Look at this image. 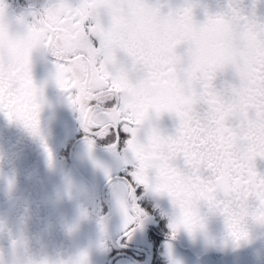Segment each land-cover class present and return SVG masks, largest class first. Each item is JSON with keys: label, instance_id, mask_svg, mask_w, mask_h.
<instances>
[{"label": "snow or ice", "instance_id": "1", "mask_svg": "<svg viewBox=\"0 0 264 264\" xmlns=\"http://www.w3.org/2000/svg\"><path fill=\"white\" fill-rule=\"evenodd\" d=\"M114 3L130 6L127 0ZM136 7L162 9L191 27L219 31L227 29V16L248 30L246 54L221 71L230 49L191 57L186 44H174L182 32L163 47L135 49V66L122 53L121 63L144 77L138 85L141 103L130 107L114 87L116 70L101 63L107 50L96 26L108 22L104 0H44L15 16L7 0H0V113L21 124L52 161L57 154L42 112L49 104L47 89L57 88L77 114L78 143L94 156L93 166L104 178L99 207L106 218L97 221L95 239L81 249L87 264L96 255L101 264H161V256L167 264H180L172 254L177 228L191 235L197 224L218 216L222 232L239 246L247 237V214L264 215V170L258 168L264 160V134L258 130L264 122V0H225L216 11L203 0H146ZM61 32L77 33L79 44L54 48L51 41ZM81 53L97 65L93 82L77 75ZM37 54L47 66L39 80ZM191 59L197 68L194 89L183 71L175 83L173 71ZM152 81L168 83L154 88ZM165 115L171 127L162 123ZM138 140L151 141L157 152L163 146L164 156L149 158ZM181 171L192 174L186 187L199 198L196 204L172 179Z\"/></svg>", "mask_w": 264, "mask_h": 264}, {"label": "clouds", "instance_id": "2", "mask_svg": "<svg viewBox=\"0 0 264 264\" xmlns=\"http://www.w3.org/2000/svg\"><path fill=\"white\" fill-rule=\"evenodd\" d=\"M127 2L130 5L128 7L114 3V0H104L108 22L106 24L100 22L96 27L105 36L101 47L107 50L105 60L101 63L111 64L116 70L114 87L122 92V99L130 107L141 103L138 85L144 83V77L139 76L138 71L134 72L121 63L122 53L131 58L135 66L136 59L133 57L135 49L141 47L150 49L157 45L163 47L169 37L182 32L183 35L174 41V44H186L185 50L191 57L199 53L213 52L221 47L230 49V57L221 65V71L238 65L246 54L249 32L241 31L227 16L224 17L228 21L225 31L216 30L211 26L202 29L199 25L191 27L180 16L166 13L162 9L136 7L142 3L146 4V0H127ZM79 39L77 33L61 32L51 43L54 48L63 50L66 46H77ZM80 56L84 57V53ZM180 59L182 60L183 57ZM78 67L80 68L78 77L82 74L87 81H94L97 67L94 60L84 57ZM173 71L175 83L181 82L180 74L183 71L189 77L188 87L194 89L197 79L194 59L190 60L188 66L174 67ZM167 83L165 81L158 84L152 81V87L163 88ZM258 130L264 134V122L259 124ZM137 143L149 158L155 157L159 160L164 156L163 146H159L160 150L157 152V146L151 141L146 143L138 140ZM71 155L76 161L90 165L99 174L97 168L93 166L94 156L86 151L84 145L77 143ZM46 161L48 169L59 175V181L45 197V202L52 210V214L46 220L38 222L37 212L32 206L31 192L21 186L16 156L0 150V196L7 205L3 211H0V264H87V257L81 255V249L86 245L74 247L71 250L64 249L56 245L52 236L56 231L61 230L68 237H75L85 222L97 224L98 220L106 218V215L100 214L97 189L95 185L77 179L73 172L63 169L57 157L49 161L46 156ZM172 179L188 190L186 186L192 180V174L181 171ZM188 193L189 203H198L199 198L196 193L190 190ZM66 201L74 205V213L71 216L63 208ZM247 215L248 218L243 224L247 237L239 246L234 245L228 234L213 233L208 222H205L203 226L197 224L194 232L189 236L193 241H202L207 247L240 248L256 239L255 228H264V215L255 212H249ZM182 231L181 228H177L174 239ZM172 254L180 264H186L185 260L177 254L175 245H173Z\"/></svg>", "mask_w": 264, "mask_h": 264}, {"label": "flooded vegetation", "instance_id": "3", "mask_svg": "<svg viewBox=\"0 0 264 264\" xmlns=\"http://www.w3.org/2000/svg\"><path fill=\"white\" fill-rule=\"evenodd\" d=\"M17 4L21 7V0H17ZM38 5H40V3ZM211 53L212 52H209V54ZM50 94V89H47L48 100ZM52 94H55L54 89H52ZM59 96L62 98V94H59ZM48 105L45 106L42 112V123L49 132V142L56 150L60 166L63 169L73 172L77 179L95 185L98 193V201L100 202L102 199V193L105 189L104 178L102 175L95 172L91 166L76 161L71 155L72 145L74 144L75 146L82 135H78V131L76 130L79 126V121L76 119L77 114L74 113L73 109L68 105L67 114L64 115L65 123L59 124L60 130L58 131L62 133L71 126L76 131L75 135L77 134V137L71 142V136L66 137L63 134H60L58 138L56 131L57 115L54 112L53 103H51L49 107ZM168 116L169 115H165L163 120L166 117L168 118ZM0 117L4 122L0 125L2 128L0 150L16 156V167L21 186L31 192L32 206L37 212L38 222L44 221L52 214V210L45 202V197L52 191L54 185L59 181V175L48 169L46 156L41 145L21 124L18 123L17 125H13L7 123L5 119L7 117L3 113H0ZM258 168L264 170V160L258 161ZM6 207L7 205L3 202V197L0 196V211H3ZM63 208L70 216L74 213V205L70 201H66ZM95 234L96 224L94 222H85L75 237H68L63 231L58 230L53 234L52 239L57 246L71 250L74 247L89 244ZM187 235L186 232L179 234L174 241L175 249L179 251L180 255H185L186 259L191 258V260H197L199 257H197V253L193 250V245H181L182 242L180 239H183ZM213 254H215V252H209L208 256L212 257ZM93 261L94 264H101L98 255L93 257ZM160 261L161 264H167V260L163 256L160 257Z\"/></svg>", "mask_w": 264, "mask_h": 264}, {"label": "rangeland", "instance_id": "4", "mask_svg": "<svg viewBox=\"0 0 264 264\" xmlns=\"http://www.w3.org/2000/svg\"><path fill=\"white\" fill-rule=\"evenodd\" d=\"M23 2H25V7H37V6H41L44 2V0H22ZM33 2L35 3H41V5H37V4H33ZM225 0H203V3H207L210 6V9L212 11H216L219 10L223 4H224ZM197 11V15L198 17H203V10L202 8H198L196 9ZM47 72V66L40 60L39 55L37 54L36 57V61H35V67H34V76L36 79H42L45 74ZM48 89H50L51 94L49 96V105L50 106L51 103H53V107H54V112L57 115L56 118V124H57V135L58 138L60 136V134H63L64 136L68 137V136H73V134L75 133V130L72 128V126L67 129L65 132H60L58 130H60L59 128V124H63L64 122V115L67 114V107H68V103L66 102V100L63 98H61V96H59L60 91L55 88L50 86ZM52 89L55 90V94H52ZM6 122L7 123H11L13 125H17V122H10L9 120ZM63 120V121H62ZM3 120L0 117V125L3 124ZM162 123L164 125H167L169 127H171L172 125V118L170 116H168V118L166 117ZM6 129V128H4ZM11 129V128H10ZM14 129V128H13ZM2 138V128L0 127V140ZM74 148V144L72 145V149L71 152ZM90 166V165H88ZM209 228L213 233L219 234L223 231V220L221 217L218 216H213L210 218L209 220ZM254 233L256 234V239L250 243V244H245L240 248H236V249H220V248H216V247H207L204 245V243L202 241H193L191 239V237L189 235L185 236L183 239L181 238L180 241L182 242L181 245L183 244L184 246H186L187 244H191L194 246L193 250L195 251V253H197V257H199V259H194L191 260V258L186 259L185 255H180L179 251L176 252L177 254L182 257L186 264H216L215 259H212L211 257L208 256L209 252H216L213 255H218L223 254L225 255V257L228 258V262L227 264H264V243L258 241L257 238L259 237H263L264 236V228H260L257 227L254 229ZM260 239V238H259ZM258 241V242H257ZM189 246V245H187ZM204 253V254H203ZM215 256V257H216ZM222 258V257H221ZM215 262V263H214Z\"/></svg>", "mask_w": 264, "mask_h": 264}, {"label": "trees", "instance_id": "5", "mask_svg": "<svg viewBox=\"0 0 264 264\" xmlns=\"http://www.w3.org/2000/svg\"><path fill=\"white\" fill-rule=\"evenodd\" d=\"M7 2H8V4H9V11H10V14H12L13 16H15V15H19V14H21V13H23L25 10H23V9H21L19 6H18V4H17V0H7ZM33 4L35 5V4H37V3H35V2H33ZM39 4V3H38ZM37 4V5H38ZM21 5H23V6H26L25 5V2H23L22 0H21ZM40 5H41V3H40ZM75 113V112H74ZM79 124V123H78ZM76 129V128H75ZM77 131H78V135H80V134H82L80 131H79V126H78V129H76ZM75 133H76V131H75ZM75 133L73 134V136L71 137V142L75 139V137H77V134L75 135ZM260 238V239H259ZM259 238H257L258 239V241H260V242H263L264 243V236L262 237H259ZM257 241V242H258ZM216 253V252H215ZM216 255H213L211 258L212 259H215V262H216V264H227V262H228V258L227 257H225V255H223V254H218L216 257H215ZM222 257V258H221ZM214 262V263H215Z\"/></svg>", "mask_w": 264, "mask_h": 264}, {"label": "water", "instance_id": "6", "mask_svg": "<svg viewBox=\"0 0 264 264\" xmlns=\"http://www.w3.org/2000/svg\"><path fill=\"white\" fill-rule=\"evenodd\" d=\"M18 3H19V1H18ZM20 5V4H19ZM24 10H26V9H28L29 7H25V6H22V5H20Z\"/></svg>", "mask_w": 264, "mask_h": 264}]
</instances>
